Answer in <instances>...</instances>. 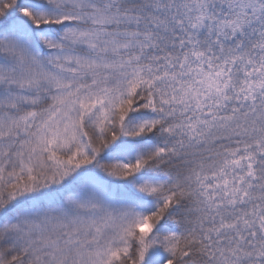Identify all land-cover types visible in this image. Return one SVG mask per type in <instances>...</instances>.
Masks as SVG:
<instances>
[{"label":"snow or ice","instance_id":"obj_1","mask_svg":"<svg viewBox=\"0 0 264 264\" xmlns=\"http://www.w3.org/2000/svg\"><path fill=\"white\" fill-rule=\"evenodd\" d=\"M0 264H264V0H0Z\"/></svg>","mask_w":264,"mask_h":264}]
</instances>
